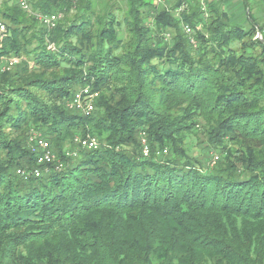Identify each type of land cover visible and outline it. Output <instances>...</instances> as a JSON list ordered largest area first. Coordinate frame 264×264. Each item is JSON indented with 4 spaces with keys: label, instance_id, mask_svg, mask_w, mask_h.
<instances>
[{
    "label": "trees",
    "instance_id": "16d2710c",
    "mask_svg": "<svg viewBox=\"0 0 264 264\" xmlns=\"http://www.w3.org/2000/svg\"><path fill=\"white\" fill-rule=\"evenodd\" d=\"M208 7L0 0V57L21 58L0 69V264H264V28ZM197 130L221 162L189 156ZM34 132L62 169L37 164ZM87 134L98 149L73 143Z\"/></svg>",
    "mask_w": 264,
    "mask_h": 264
},
{
    "label": "built area",
    "instance_id": "2783aa9c",
    "mask_svg": "<svg viewBox=\"0 0 264 264\" xmlns=\"http://www.w3.org/2000/svg\"><path fill=\"white\" fill-rule=\"evenodd\" d=\"M19 5L24 10H30V0H18ZM158 5L162 4L163 6L168 5V0H155ZM214 0H200V6L202 10L205 12L204 14L207 15V9L209 4L213 3ZM186 5L185 3L182 4L181 8H184ZM36 17L38 20L43 22L45 25H47L49 28H52L56 25V22L59 19L58 14H51V15H44L41 13L36 14ZM262 20L264 22V10L262 12ZM196 29H200L199 26H197ZM184 31L187 34V36L190 37L191 44H196L194 40V33L195 29L189 25H184ZM7 28L5 24L0 23V39L6 35ZM260 34H258L259 36ZM52 47V46H50ZM2 62V63H1ZM21 62V58L18 56H11V57H0V69L1 71L11 68L12 66H15ZM100 97V92L97 90H93L90 88V86L84 87L81 90L77 91L74 95V98L69 103V107L72 110L77 111L79 114L82 115H90L94 112H96L97 107V101ZM30 145L31 149L36 153V161L37 164L42 166L48 167V165L55 166V169L60 170L64 167V162L56 155V153L53 150V147L51 143L42 137L40 134L34 132L30 136ZM73 143L80 148L85 149H92L96 150L100 146L99 138L96 135L87 134L86 136L81 135H75L73 137ZM143 143L145 144L143 153L145 156H148L150 154L149 147L146 144V140L143 139ZM163 153H167V150H164ZM77 155V152L75 151H65L66 157H75ZM219 160V156L216 155L214 157L213 163ZM48 170V168H46ZM18 173L23 176L24 178L29 177V175L34 176H40L42 171L39 168H35L33 170H26V169H19Z\"/></svg>",
    "mask_w": 264,
    "mask_h": 264
},
{
    "label": "rangeland",
    "instance_id": "374dc122",
    "mask_svg": "<svg viewBox=\"0 0 264 264\" xmlns=\"http://www.w3.org/2000/svg\"><path fill=\"white\" fill-rule=\"evenodd\" d=\"M213 3L221 9V11H225L228 14L230 22L240 24L245 28H249L250 26L247 10L248 5L251 9V15L256 20V23L261 28H264V22L262 20L264 2L262 0H248L247 3H245L244 0H214ZM159 6L162 7L163 5L160 4ZM257 37L259 36L257 35ZM206 145L209 146V144L206 143V137L202 131H195L186 142V146L189 148V156L199 159L205 166H213V160L216 155L219 156L220 162L224 159L225 155H221L220 150L209 149Z\"/></svg>",
    "mask_w": 264,
    "mask_h": 264
},
{
    "label": "water",
    "instance_id": "95a60500",
    "mask_svg": "<svg viewBox=\"0 0 264 264\" xmlns=\"http://www.w3.org/2000/svg\"><path fill=\"white\" fill-rule=\"evenodd\" d=\"M259 37H261V34L259 35Z\"/></svg>",
    "mask_w": 264,
    "mask_h": 264
},
{
    "label": "crops",
    "instance_id": "0c3cea01",
    "mask_svg": "<svg viewBox=\"0 0 264 264\" xmlns=\"http://www.w3.org/2000/svg\"><path fill=\"white\" fill-rule=\"evenodd\" d=\"M264 2V0H262Z\"/></svg>",
    "mask_w": 264,
    "mask_h": 264
}]
</instances>
